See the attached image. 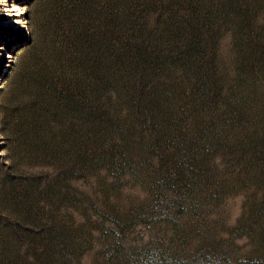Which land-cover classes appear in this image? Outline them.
Here are the masks:
<instances>
[{
	"label": "rangeland",
	"instance_id": "1",
	"mask_svg": "<svg viewBox=\"0 0 264 264\" xmlns=\"http://www.w3.org/2000/svg\"><path fill=\"white\" fill-rule=\"evenodd\" d=\"M0 264H264V0H0Z\"/></svg>",
	"mask_w": 264,
	"mask_h": 264
}]
</instances>
